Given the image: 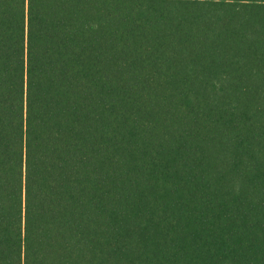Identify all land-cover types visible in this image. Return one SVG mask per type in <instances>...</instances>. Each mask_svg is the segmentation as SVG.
I'll use <instances>...</instances> for the list:
<instances>
[{"label":"trees","instance_id":"trees-1","mask_svg":"<svg viewBox=\"0 0 264 264\" xmlns=\"http://www.w3.org/2000/svg\"><path fill=\"white\" fill-rule=\"evenodd\" d=\"M0 264H264V0H0Z\"/></svg>","mask_w":264,"mask_h":264}]
</instances>
